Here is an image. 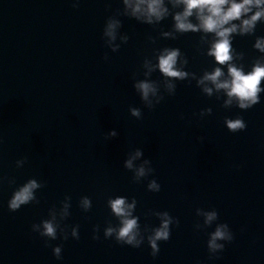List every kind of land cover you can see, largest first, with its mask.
I'll return each mask as SVG.
<instances>
[{
    "label": "water",
    "instance_id": "95a60500",
    "mask_svg": "<svg viewBox=\"0 0 264 264\" xmlns=\"http://www.w3.org/2000/svg\"><path fill=\"white\" fill-rule=\"evenodd\" d=\"M166 6L169 15L148 24L123 0H0V264H264V92L241 109L200 84L217 67L227 78V65L207 54L213 36L175 31L181 9ZM109 23L115 40L105 35ZM261 38L264 21L233 35L231 63L245 72L264 63L254 47ZM165 49L179 50L185 78L156 67ZM145 81L156 89L147 100L136 88ZM236 119L244 131H229ZM33 180L34 199L9 211ZM117 198L134 205L139 247L106 237L121 227L110 207ZM211 211L218 216L208 225ZM165 214L170 238L153 258L148 237ZM45 221L56 225L55 240L40 235ZM219 224L234 239L210 258Z\"/></svg>",
    "mask_w": 264,
    "mask_h": 264
},
{
    "label": "clouds",
    "instance_id": "9594fccd",
    "mask_svg": "<svg viewBox=\"0 0 264 264\" xmlns=\"http://www.w3.org/2000/svg\"><path fill=\"white\" fill-rule=\"evenodd\" d=\"M79 4V0H73V7ZM126 11L131 16L142 22L152 24L158 23L169 15V9L166 4L173 8H179L173 16L174 29L180 33L202 32L205 35L213 36V41L209 47L208 55L213 57L219 65H227L228 76L224 77L221 67H217L211 73H205L200 84L210 82L217 90H224L227 96L235 98L241 109H249L259 103V94L264 92L261 88V82L264 81V63L258 62L249 72L238 68L231 63L232 56V36L235 34H251L257 23L264 21V0H123ZM195 18L196 23L192 22ZM116 23H109L105 30V35L110 40L116 39ZM165 36L170 35L165 33ZM254 47L261 53H264V38L258 39ZM178 49H165L159 55L157 68L169 78L183 79L186 73L180 71L176 65L179 57ZM171 88L172 86L169 85ZM137 90L141 93L142 98L147 100L149 94L155 95L156 89L149 82H140L136 85ZM204 91L211 94L212 89L205 87ZM132 115L138 116V111H133ZM227 128L233 133L242 132L246 129V124L242 119L226 121ZM114 135V133H113ZM141 153L136 154L126 162V167L131 169L133 161L138 159ZM147 164V161H145ZM138 175H145V168L141 166ZM38 187L37 183L29 181L18 191H16L8 202V209L11 212L18 211L22 205H26L34 199V189ZM151 188H157L155 182L150 185ZM84 207L89 206L87 200L83 201ZM110 207L117 217H121V227L118 230L109 228L106 237L115 233L117 243L133 247H139L142 240L137 239L138 232L137 220L129 218L132 214L134 205L126 204L123 198H117L110 201ZM205 223L211 225L217 220V212H205ZM162 226L154 231L148 237V244L151 249V255L155 258L160 252L158 242H167L170 238L169 221L167 215L162 218ZM40 235L50 240L57 238V227L51 221H45L40 226ZM74 230L72 236L76 237ZM95 238V237H94ZM65 239L67 237L65 236ZM234 239L232 231L227 224H219L215 231L211 233L207 241V249L210 258L218 257L225 249L226 244H230ZM54 257L61 260L62 248L56 246L52 248Z\"/></svg>",
    "mask_w": 264,
    "mask_h": 264
}]
</instances>
